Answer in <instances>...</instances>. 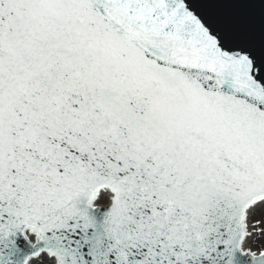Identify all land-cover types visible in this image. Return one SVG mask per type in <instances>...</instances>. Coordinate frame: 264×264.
Returning <instances> with one entry per match:
<instances>
[{"label":"snow or ice","instance_id":"1","mask_svg":"<svg viewBox=\"0 0 264 264\" xmlns=\"http://www.w3.org/2000/svg\"><path fill=\"white\" fill-rule=\"evenodd\" d=\"M0 264H264V0H0Z\"/></svg>","mask_w":264,"mask_h":264}]
</instances>
